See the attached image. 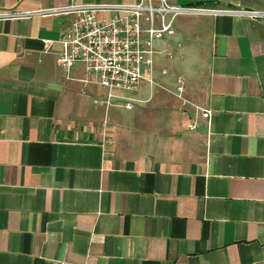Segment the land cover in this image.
Here are the masks:
<instances>
[{"label": "crops", "instance_id": "crops-1", "mask_svg": "<svg viewBox=\"0 0 264 264\" xmlns=\"http://www.w3.org/2000/svg\"><path fill=\"white\" fill-rule=\"evenodd\" d=\"M175 2L264 11V0ZM72 18L0 21V264H264V19L175 17L171 51L183 45L197 70L185 101L164 86L132 109L115 103L135 112L107 114L103 134L104 90L79 64L69 76L56 64Z\"/></svg>", "mask_w": 264, "mask_h": 264}, {"label": "built area", "instance_id": "built-area-1", "mask_svg": "<svg viewBox=\"0 0 264 264\" xmlns=\"http://www.w3.org/2000/svg\"><path fill=\"white\" fill-rule=\"evenodd\" d=\"M64 14L73 15V18L59 40L62 51L56 56V64L65 76H69L73 67L79 64L83 73L81 81L104 90L102 97L93 100L104 106L103 134L108 124L110 106L119 103L125 109H132L134 104L150 100L154 86L165 89L155 81V40L160 41L164 35L173 33L175 17L223 14L264 19V11L258 10L201 8L178 4L175 0H138L129 4H70L34 10L2 8L0 21L29 18L32 15ZM43 41L46 45L52 42L48 39ZM165 50L167 57L172 59L174 54L167 40ZM142 66L145 67V73L142 72ZM160 73L166 74L167 71L163 69ZM141 82H146L150 88L146 100L136 97ZM175 84L171 93L185 101L182 97V76L176 77ZM209 113L203 110L204 116ZM188 127L193 128L194 125L189 124Z\"/></svg>", "mask_w": 264, "mask_h": 264}, {"label": "rangeland", "instance_id": "rangeland-1", "mask_svg": "<svg viewBox=\"0 0 264 264\" xmlns=\"http://www.w3.org/2000/svg\"><path fill=\"white\" fill-rule=\"evenodd\" d=\"M182 37H183V32H181L180 29L176 28V30H174L171 35H164L162 40L160 41L155 40L156 52L154 54V70L157 72V74L155 75V80L170 90L175 89V85H176L175 78L177 75H181L183 79L185 80V82L188 83L193 80L192 71L196 70L195 63L193 65V63L191 62L192 61L191 57L188 55V53H186L183 45L177 47L179 52L177 53L173 52L174 54L173 59H170L167 57V51L165 50L166 40L168 39L173 40L175 38L181 39ZM181 54H183V59L180 58ZM163 69H166L167 74L162 75L160 73V71ZM142 72L145 73L144 66H142ZM154 90L155 92L156 90L158 91L160 90L161 94L167 93L161 87L154 86L153 93H154ZM141 93L144 94L145 96H148V84L145 83L143 85ZM155 99L156 98H154L152 102L148 104V106L156 104L157 103L156 100H159V99H156V100ZM167 99L170 102L172 101L170 97H168ZM146 110L148 111L149 108L148 107L144 108L142 112H146ZM134 112L135 111L126 112L120 108H111L109 109L108 115H109V119H115V121L122 123L123 121H125V118L128 115H131Z\"/></svg>", "mask_w": 264, "mask_h": 264}]
</instances>
